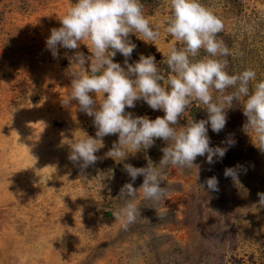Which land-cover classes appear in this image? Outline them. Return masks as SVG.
I'll use <instances>...</instances> for the list:
<instances>
[{
	"label": "rangeland",
	"instance_id": "obj_1",
	"mask_svg": "<svg viewBox=\"0 0 264 264\" xmlns=\"http://www.w3.org/2000/svg\"><path fill=\"white\" fill-rule=\"evenodd\" d=\"M141 2L152 25L170 15L167 0ZM201 2L225 23L217 38L238 53L226 57L229 73L252 68L257 80L264 79V0ZM73 3L0 0V264H264V205L258 196L264 192V153L243 131L239 104L227 110L219 134L208 126L213 147L234 138L225 157L211 165L198 157L191 169H168L166 197L153 203L138 193L141 215L128 230L112 215L123 203L121 187L130 182L123 164L158 165L166 143L157 139L146 152L117 163L106 153L118 134L108 135L94 165L81 169L68 159L64 141L84 132L96 136L93 118L76 101L62 103L74 52L59 48L56 59L46 48L51 29L61 26L58 16ZM130 38L136 48L129 63L152 55L161 73H168L156 45L135 34ZM157 43L166 50L177 42L161 28ZM78 50L90 55L84 44ZM113 59L126 67L121 54ZM126 112L153 120L164 115L142 100ZM186 116L180 125L187 118L207 119V112L194 102ZM237 165L243 167L236 183L224 170ZM212 176L218 191L204 183ZM142 182L140 176L133 186L139 189Z\"/></svg>",
	"mask_w": 264,
	"mask_h": 264
},
{
	"label": "clouds",
	"instance_id": "obj_2",
	"mask_svg": "<svg viewBox=\"0 0 264 264\" xmlns=\"http://www.w3.org/2000/svg\"><path fill=\"white\" fill-rule=\"evenodd\" d=\"M167 8L170 15L163 24L152 25L144 15L141 0H74L58 16L61 26L52 28L46 39L53 58H59V48L74 52L68 57L70 91L62 103L67 106L76 101L79 110L93 118L96 128L95 137L84 132L64 141L69 145L68 159L74 165L81 169L94 165L96 153L108 135L118 134V141L106 153L117 163L125 161L129 154L146 152L157 139L167 145L161 149L163 156L158 165L151 160L146 167L123 164L130 182L121 187L123 203L112 213L123 230H128L141 215L135 203L138 193L153 203L166 197L162 183L167 181L168 169H191L198 157H206L210 165L225 157L235 144L234 138H227V146L213 147L208 126L219 134L226 126L227 110L234 105L239 104L246 117L243 131L264 153V79L257 80L252 68L229 73L226 57L238 53L217 38L225 23L201 0H167ZM161 28L177 42L166 50L157 43ZM130 34L157 46L163 53L167 74L161 73L152 55L141 54L136 62L129 63L136 48ZM81 44L87 46L90 55L78 50ZM201 50L205 55H200ZM117 53L125 58L126 67L114 62ZM141 100L164 115L153 120L126 112ZM194 102L206 110L207 119L187 118V123L180 125ZM242 167H226L225 178L239 182ZM140 176L143 182L137 189L133 182ZM204 183L209 191L219 190L216 176ZM258 196L264 205V192Z\"/></svg>",
	"mask_w": 264,
	"mask_h": 264
}]
</instances>
